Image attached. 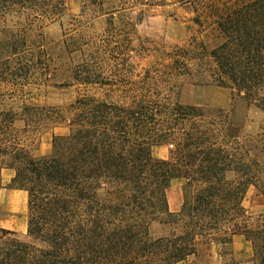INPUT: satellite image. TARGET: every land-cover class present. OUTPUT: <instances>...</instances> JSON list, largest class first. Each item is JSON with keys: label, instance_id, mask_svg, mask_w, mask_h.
<instances>
[{"label": "trees", "instance_id": "16d2710c", "mask_svg": "<svg viewBox=\"0 0 264 264\" xmlns=\"http://www.w3.org/2000/svg\"><path fill=\"white\" fill-rule=\"evenodd\" d=\"M86 1L102 16L138 7L139 21L165 3ZM179 2L193 5L195 23H210L223 42L211 51L203 46L201 55L172 57L168 71L146 69L134 91L126 90L131 101L114 99L113 90L104 99L78 97L54 117L70 133L54 136L51 154L36 157L23 138L50 119L25 91L39 63L23 54L32 33L44 39L43 30L68 15L67 1L0 0V32L10 35L0 58V171L13 169L10 187L28 194L27 233L0 227V264H180L208 244L226 247L239 264L231 249L237 236L252 245L247 263L264 264V216L243 207L248 188L264 178V130L242 137L229 113L182 104L164 79L174 70L189 74V62L209 57L219 86L257 100L264 88V0ZM164 145L172 146L170 157L155 158L153 147ZM177 179L185 184L174 213L167 190Z\"/></svg>", "mask_w": 264, "mask_h": 264}, {"label": "rangeland", "instance_id": "374dc122", "mask_svg": "<svg viewBox=\"0 0 264 264\" xmlns=\"http://www.w3.org/2000/svg\"><path fill=\"white\" fill-rule=\"evenodd\" d=\"M66 1L68 15L61 22L49 24L43 30L44 39L38 38V32L32 33V39L27 42L29 50L23 54L24 59L39 63L32 70L28 80L31 83L25 91L30 92L33 103L46 108L50 119L45 118L38 129H31L23 138L29 140L28 145H32L36 157L51 154L54 136L70 133L67 123L54 117L70 107L78 97L88 95L104 99L113 90L114 99L131 101L133 92L126 94V90L134 91L140 74H144L146 69L168 71L164 66L172 62V57L185 53H190L191 57L201 55L203 46L211 51L223 42L221 34L210 23L202 26L195 23L193 5L182 4L179 0H165L161 6L150 9L141 21L138 7L102 16L100 8L86 6V0ZM9 37L8 33L0 32L1 59L6 57L2 46ZM188 65L189 74L174 70V77L164 78L166 90L173 99L182 104L223 109L229 113L234 125L242 127V137L263 132L264 109L258 104H264V88L255 98L257 100L251 103L241 98L237 91L218 85L216 65L209 57L192 60ZM86 78L90 83L84 85L81 80ZM14 108L19 110L18 105ZM171 150L169 145L155 146L152 154L155 158L168 159ZM262 177L258 186L248 188L243 201V207L256 217L264 216ZM228 178L234 180L235 176L229 174ZM184 184L183 179L173 180L167 190L170 209L174 213L182 207ZM2 187L11 188L10 184ZM2 205L6 206L4 198ZM9 222L7 225L11 226L19 224L20 220L9 217ZM231 249L239 264H248L253 256L252 245L243 236L234 238ZM226 250V247L215 244L200 245L196 256L180 264H232Z\"/></svg>", "mask_w": 264, "mask_h": 264}, {"label": "crops", "instance_id": "0c3cea01", "mask_svg": "<svg viewBox=\"0 0 264 264\" xmlns=\"http://www.w3.org/2000/svg\"><path fill=\"white\" fill-rule=\"evenodd\" d=\"M15 176V171L13 169H2L0 171V184L5 186L10 184ZM4 198L3 207L2 200ZM18 207L19 210H15ZM6 208V209H5ZM7 212V213H6ZM9 217H14L20 220V223L12 224L8 226ZM26 219V225H25ZM24 221V222H23ZM12 223H14L12 221ZM27 223H28V194L26 191L17 190L13 188H3L0 191V227L13 230L19 234L27 233Z\"/></svg>", "mask_w": 264, "mask_h": 264}]
</instances>
